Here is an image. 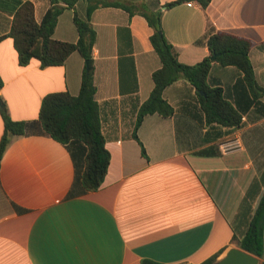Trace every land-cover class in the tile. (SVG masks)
<instances>
[{
  "label": "crops",
  "instance_id": "crops-1",
  "mask_svg": "<svg viewBox=\"0 0 264 264\" xmlns=\"http://www.w3.org/2000/svg\"><path fill=\"white\" fill-rule=\"evenodd\" d=\"M27 1L40 23L49 0H0V97L14 121L32 123L10 141L1 162L0 264H202L239 247L235 238L244 235L264 194V0H212L207 8L192 0L167 10L176 0H109L163 10L164 35L182 64L209 56L207 39L219 31L253 43L258 87L218 62L208 77L241 116L239 125L209 122L200 93L182 78L164 92L174 114L146 116L139 141L138 111L162 66L153 29L138 12L94 10L95 98L110 153L105 181L94 192L82 185L86 145L63 144L39 123L46 95L79 94L86 60L76 51L60 66L43 68L37 59L21 66L7 35ZM87 7L80 1L65 8L54 38L78 42L75 15L85 19ZM4 132L0 111V141Z\"/></svg>",
  "mask_w": 264,
  "mask_h": 264
},
{
  "label": "trees",
  "instance_id": "trees-1",
  "mask_svg": "<svg viewBox=\"0 0 264 264\" xmlns=\"http://www.w3.org/2000/svg\"><path fill=\"white\" fill-rule=\"evenodd\" d=\"M50 8L40 23L35 16L34 4L23 3L17 10L8 37L14 41L21 66H26L32 59H37L41 67L63 65L69 56L79 52L88 61L92 59V51L96 42V31L91 24V16L98 7L117 6L126 9L130 14L140 13L146 18L153 29L151 42L160 57L162 66L153 73L154 88L148 98L139 108L134 138L139 141L137 130L148 115L159 114L170 117L174 109L164 97L166 88L178 81L187 79L200 93L203 109L209 122L226 126H236L241 122V116L225 100L220 89L211 88L208 77L215 62L222 66H234L241 70L251 87H258L254 68L250 60V50L253 43L245 38L227 33L217 32L207 39L210 55L195 65L182 64L174 46L167 40L162 27L163 10L148 11L145 8L127 6L109 0H49ZM88 3L85 19L75 15V24L79 33L76 43L59 41L54 38L55 29L60 15L65 8H73L80 2ZM192 0H176L164 5L163 9H171L183 2ZM203 8H207L212 0H195ZM216 56L213 61L212 57ZM4 82L0 75V90ZM96 86L93 70L87 67L82 75L81 88L78 95L69 92H56L44 97L39 123L43 133L63 144L78 140L86 145L87 154L85 169L82 175V185L85 192L98 191L106 178L110 165V153L106 148V139L102 132L100 108L96 101ZM0 111L4 119L5 132L0 141V168L4 153L15 136L26 134L31 122L14 121L1 99ZM145 155V149L143 148ZM240 249L264 258V194L249 222L244 235L238 239ZM219 254L202 264H214ZM142 264H157L144 260Z\"/></svg>",
  "mask_w": 264,
  "mask_h": 264
},
{
  "label": "water",
  "instance_id": "water-1",
  "mask_svg": "<svg viewBox=\"0 0 264 264\" xmlns=\"http://www.w3.org/2000/svg\"><path fill=\"white\" fill-rule=\"evenodd\" d=\"M215 59L216 56H213L212 60L214 61ZM86 65L87 69L91 70L92 60L86 61ZM0 105H2L1 100ZM214 264H263V261L239 247H229Z\"/></svg>",
  "mask_w": 264,
  "mask_h": 264
},
{
  "label": "built area",
  "instance_id": "built-area-1",
  "mask_svg": "<svg viewBox=\"0 0 264 264\" xmlns=\"http://www.w3.org/2000/svg\"><path fill=\"white\" fill-rule=\"evenodd\" d=\"M190 4H193L192 2H189Z\"/></svg>",
  "mask_w": 264,
  "mask_h": 264
}]
</instances>
